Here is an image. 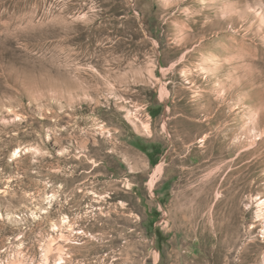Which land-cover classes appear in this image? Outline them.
Segmentation results:
<instances>
[{
  "label": "rangeland",
  "instance_id": "1",
  "mask_svg": "<svg viewBox=\"0 0 264 264\" xmlns=\"http://www.w3.org/2000/svg\"><path fill=\"white\" fill-rule=\"evenodd\" d=\"M0 264H264V0H0Z\"/></svg>",
  "mask_w": 264,
  "mask_h": 264
}]
</instances>
